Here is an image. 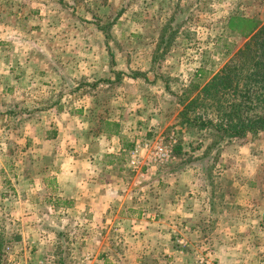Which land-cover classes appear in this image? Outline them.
<instances>
[{
	"label": "rangeland",
	"instance_id": "1",
	"mask_svg": "<svg viewBox=\"0 0 264 264\" xmlns=\"http://www.w3.org/2000/svg\"><path fill=\"white\" fill-rule=\"evenodd\" d=\"M263 23L264 0H0V136L8 121L19 141L0 159V264H264L243 239L264 215V132L220 137L194 123L218 121L200 90ZM117 117L131 146L115 163L139 187L120 214L155 222H116L101 238L29 189L48 182L29 173L47 147L27 141L49 121L77 135L79 120L97 130ZM159 143L168 156L131 163L135 147L147 145L143 159ZM143 240L147 253L129 256Z\"/></svg>",
	"mask_w": 264,
	"mask_h": 264
},
{
	"label": "crops",
	"instance_id": "2",
	"mask_svg": "<svg viewBox=\"0 0 264 264\" xmlns=\"http://www.w3.org/2000/svg\"><path fill=\"white\" fill-rule=\"evenodd\" d=\"M14 90L16 91V88ZM3 104L6 103H1L0 109H8ZM33 105L32 107H36V102ZM12 107L15 108V105ZM62 108V105L57 104L54 110L58 111L59 109L62 110ZM49 109L52 110L53 108L50 107ZM30 117L33 116H29V123L31 122ZM102 121L111 128L94 130L95 128L89 125V121L86 124L85 120H79L76 125L77 135L65 134L64 125L61 122L49 121L43 132L44 134L38 138L35 137L32 142L27 141L28 144H32L31 150L35 151V153L38 152L36 151L37 147H47L46 151L41 152L47 155L46 164L41 167L37 164L39 162L37 157L30 159L32 170L29 173L32 175L44 174L47 176L46 180L48 182L42 186L35 182L34 185H29V189L35 192L36 189L47 191L49 193V201L47 200V202L51 203L53 208H67L70 217H75L79 221L89 222L95 229L92 230L96 232L97 237L101 238L102 233L108 234L116 222H120L124 226H126L127 222L137 224L155 222L150 217L146 220L145 218L147 217L144 215L129 217L120 214L123 211L124 203L127 202V198L135 195L139 188L138 186L136 187L137 183L128 185L124 182L122 179L123 174L120 173L121 170L115 163V159L120 157L131 146L130 143H128V146L125 145V130L128 128V124H126L128 122L125 119H119V117L110 120L105 118ZM36 123L37 118L34 116L33 129ZM7 125H10V123L5 121V127ZM5 127L3 130L5 133L0 136V159L4 155L9 158L15 157L16 150H9L8 147L19 143L17 134H12ZM32 135L35 136V134ZM24 143H26V139H24ZM0 164L2 167L4 166L3 161ZM177 174L179 173L176 171L173 173L176 178H183ZM161 175L162 179L166 180L167 174L163 173ZM178 183L182 186L180 182ZM144 185L145 183H142L143 187H145ZM184 202L177 206L184 209ZM253 221L258 226H254V229L248 233L243 232V239L247 242L252 240V250L258 255L262 251L264 253V215H255ZM139 231L138 234L140 236L146 234L147 238H149V235H152L147 229L143 232ZM133 236L136 238V235ZM145 246L144 240L138 244H131L128 246L131 250L128 255H138L139 251L144 255L147 253L145 249L148 248ZM179 260L180 258L177 261Z\"/></svg>",
	"mask_w": 264,
	"mask_h": 264
},
{
	"label": "trees",
	"instance_id": "3",
	"mask_svg": "<svg viewBox=\"0 0 264 264\" xmlns=\"http://www.w3.org/2000/svg\"><path fill=\"white\" fill-rule=\"evenodd\" d=\"M200 93L201 101L214 105L218 121L202 120L196 115L198 98L187 103L182 113L188 121L187 110L195 113L198 127H210L220 137H240L248 132H264V23L224 64ZM188 108V109H187Z\"/></svg>",
	"mask_w": 264,
	"mask_h": 264
},
{
	"label": "built area",
	"instance_id": "4",
	"mask_svg": "<svg viewBox=\"0 0 264 264\" xmlns=\"http://www.w3.org/2000/svg\"><path fill=\"white\" fill-rule=\"evenodd\" d=\"M144 146V145H143ZM143 146H137L133 149L131 152V163H135L136 165H148L150 161H152L153 157L155 158H162L168 156L169 149L164 147L161 143L158 144L157 150L154 154V151H149L146 156L141 159L140 158V152L146 148L147 145H145V148Z\"/></svg>",
	"mask_w": 264,
	"mask_h": 264
}]
</instances>
